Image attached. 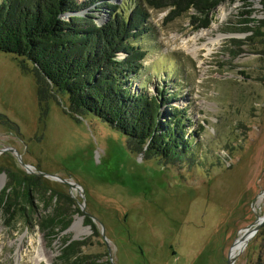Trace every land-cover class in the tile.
<instances>
[{
  "label": "rangeland",
  "instance_id": "obj_1",
  "mask_svg": "<svg viewBox=\"0 0 264 264\" xmlns=\"http://www.w3.org/2000/svg\"><path fill=\"white\" fill-rule=\"evenodd\" d=\"M244 10L241 0L225 2L206 29L192 23V11L171 21L167 11H149L151 31L137 42L147 55L134 86L156 94L163 84L178 93L172 106L191 119L192 146L174 164L129 151L126 138L99 119H72L65 100L41 108L21 59L0 52V193L7 172L29 175L46 197L63 195L55 205L67 207L70 219L66 230L49 237L37 221L52 208L43 211L40 198L37 215L26 221L8 223L0 211V264H63V239L85 243L81 253L101 264H227L242 230L264 214V56L256 54L257 44L239 43L249 36L243 27L255 30L264 22V6L253 4L248 25ZM106 18L105 11L93 13L97 26ZM203 31L207 35L193 43ZM193 48L195 55L187 51ZM77 221L85 231L78 236L72 231ZM263 227L235 264L258 262ZM39 251L47 258L36 263Z\"/></svg>",
  "mask_w": 264,
  "mask_h": 264
},
{
  "label": "trees",
  "instance_id": "obj_2",
  "mask_svg": "<svg viewBox=\"0 0 264 264\" xmlns=\"http://www.w3.org/2000/svg\"><path fill=\"white\" fill-rule=\"evenodd\" d=\"M112 1L1 0L0 52L21 59L22 72L35 80L41 108L48 110L49 102L65 100L72 119H99L126 138L129 151L174 164L191 153L192 142L186 133L191 119L185 109L172 106L178 93H169V85L157 84L156 94H149L142 85L134 86L147 55L137 42L151 31L149 11H167L170 21L192 11V23L199 22L197 29H206L216 8L235 0H125L120 5ZM241 1L243 22L251 24L253 4L264 6V0ZM84 9L90 12L81 14ZM94 11L107 14L103 25L94 23ZM257 23L255 30L241 29L249 36L239 43L242 47L248 42L257 44L256 54L264 56V22ZM7 178L0 193V211L8 223L16 217L25 221L35 217L40 198L43 211L52 208L37 221L40 230L55 237L69 227L67 207L55 205L64 201L63 195L53 192L46 197L29 175L7 172ZM69 241H62L59 259L63 264H101L98 257L81 253L85 243ZM256 264H264V227L261 258Z\"/></svg>",
  "mask_w": 264,
  "mask_h": 264
},
{
  "label": "water",
  "instance_id": "obj_3",
  "mask_svg": "<svg viewBox=\"0 0 264 264\" xmlns=\"http://www.w3.org/2000/svg\"><path fill=\"white\" fill-rule=\"evenodd\" d=\"M10 151H14L16 154H17V159L19 160V162L21 163V165L26 169V171L28 173H32L31 172V167L29 165H26L22 162L21 160V156L17 153V151H15L14 149L10 150ZM43 177H50L52 179H55L56 181H60L62 183H64L65 185L69 186V188H78V186L76 184H72V183H69V182H66L62 179H60L59 177H55V176H52V175H47V174H41ZM81 222V220H80ZM264 224V214L261 218H258V220L256 222H254L253 224L249 225L246 229L242 230V235L235 241V243L233 244V246L231 247V250L232 248L234 247V245L239 241V242H248L250 240V238L256 234L260 228L263 226ZM231 250L228 254V259H227V264H234L235 261H236V258L237 256L241 253H239L238 255L236 256H232L231 254ZM108 252L110 253V249L108 248Z\"/></svg>",
  "mask_w": 264,
  "mask_h": 264
},
{
  "label": "bare ground",
  "instance_id": "obj_4",
  "mask_svg": "<svg viewBox=\"0 0 264 264\" xmlns=\"http://www.w3.org/2000/svg\"><path fill=\"white\" fill-rule=\"evenodd\" d=\"M207 33H208V31H203V32H201L200 34H197V35H195L194 37H192L191 38V41L194 43V42H196V41H198L200 38H202V37H205L206 35H207ZM218 39H219V37L216 39V40H211L210 39V43H211V45H214L215 44V42H217L218 41ZM187 42L188 41H183V45H186L187 44ZM196 48H193V49H187V51L190 53V54H193V55H195V53H197L196 52ZM263 196H264V194H263ZM79 225H80V223L77 221L76 222V224L73 226V228H72V231H75L76 232V235L78 236V235H80V234H82L83 232H85L84 230H82L81 228H79ZM242 235V234H241ZM240 235V236H241ZM252 238V237H251ZM250 238V239H251ZM246 246V242H237L235 245H234V247L232 248V250H231V254H232V256H236L244 247ZM46 255H45V252L44 251H39L38 253H37V255L34 257V261L37 263V262H40V261H44V260H46Z\"/></svg>",
  "mask_w": 264,
  "mask_h": 264
},
{
  "label": "flooded vegetation",
  "instance_id": "obj_5",
  "mask_svg": "<svg viewBox=\"0 0 264 264\" xmlns=\"http://www.w3.org/2000/svg\"><path fill=\"white\" fill-rule=\"evenodd\" d=\"M235 264V263H234Z\"/></svg>",
  "mask_w": 264,
  "mask_h": 264
}]
</instances>
